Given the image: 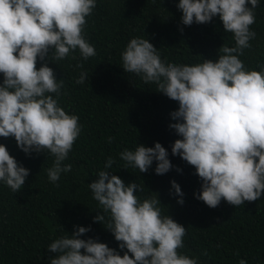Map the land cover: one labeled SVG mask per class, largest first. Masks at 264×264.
Wrapping results in <instances>:
<instances>
[{"label":"clouds","instance_id":"clouds-1","mask_svg":"<svg viewBox=\"0 0 264 264\" xmlns=\"http://www.w3.org/2000/svg\"><path fill=\"white\" fill-rule=\"evenodd\" d=\"M259 3L179 0L176 6L183 25L207 24L218 17L223 30L233 34L235 44H222L216 59L204 58L191 65L168 62L143 36L132 37L121 52L125 73L139 76L145 84L154 83L157 92L178 102L170 113L176 122L169 127L182 138L174 141L171 152L195 168L202 181L195 197L210 208L222 200L239 206L264 194V64L249 68L240 58L256 36L250 26L256 21ZM96 7L97 0H0V137H14L27 155L47 152L54 157L47 169L53 184L72 170V164L63 162L82 125L77 114L59 104L64 80L57 79L49 62L62 61L77 50L84 61L97 55L85 36L86 18ZM88 79V72L81 71L75 82L83 84ZM119 156L126 162L124 168L141 173L148 172L154 161L157 175L173 168L160 142L152 147L137 144ZM114 163L108 157L105 170L89 183L103 210L93 219L103 223L107 214L105 228L126 251L121 255L97 239H83L91 226H75L71 235L66 232L48 245L47 250L56 254L49 258L50 264H200L197 257L179 251L185 246L186 228L165 214L158 195L141 199L140 185L125 184L107 170ZM177 171L182 170L177 167ZM29 174L0 143V181L17 193ZM171 187L183 205L180 185L172 180ZM238 264L247 261L240 259Z\"/></svg>","mask_w":264,"mask_h":264},{"label":"trees","instance_id":"trees-1","mask_svg":"<svg viewBox=\"0 0 264 264\" xmlns=\"http://www.w3.org/2000/svg\"><path fill=\"white\" fill-rule=\"evenodd\" d=\"M178 2L97 0L85 28L97 55L84 61L77 50L62 61L49 62L57 79L64 80L59 104L79 116L82 131L63 162L72 164V170L62 173L56 184L47 176L54 157L47 152L27 155L14 137H0L9 153L30 170L17 193L0 181V264H50L49 258L56 254L47 250L48 245L67 233L71 235L75 226L90 225L91 230L81 238L97 239L123 255L126 249L121 250L105 228L107 214L103 223L93 219L103 210L93 198L89 183L105 170L108 157L115 161L108 171L120 176L125 184L135 181L140 185L143 191L137 195L141 199L156 193L165 214L186 228L185 246L180 252L197 257L200 264H238L240 259L247 264H264V194L239 206L222 200L216 208L196 199L202 181L193 166L171 152L174 141L182 138L169 127L176 122L170 113L178 108V102L157 92L154 83L145 84L122 68L121 52L135 36L148 38L162 59L189 65L204 58L216 59L222 44H235L233 34L223 30L218 17L207 24L183 25ZM255 13L256 21L250 28L256 36L250 41L251 48L240 57L249 68L264 64V0H260ZM78 63H83V69L76 67ZM81 71H87L89 79L77 84ZM155 142L168 150L173 165L169 172L157 175L155 161L146 173L124 168L126 162L120 152L134 150L137 144L152 147ZM172 180L184 193L183 205L174 194ZM205 252L207 255H203Z\"/></svg>","mask_w":264,"mask_h":264}]
</instances>
